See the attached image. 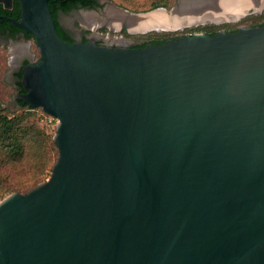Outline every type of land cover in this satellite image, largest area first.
Wrapping results in <instances>:
<instances>
[{
	"label": "water",
	"instance_id": "obj_1",
	"mask_svg": "<svg viewBox=\"0 0 264 264\" xmlns=\"http://www.w3.org/2000/svg\"><path fill=\"white\" fill-rule=\"evenodd\" d=\"M18 2L0 18L39 56L16 98L58 119V156L0 200V264H264V23L68 42L48 0Z\"/></svg>",
	"mask_w": 264,
	"mask_h": 264
},
{
	"label": "trees",
	"instance_id": "obj_2",
	"mask_svg": "<svg viewBox=\"0 0 264 264\" xmlns=\"http://www.w3.org/2000/svg\"><path fill=\"white\" fill-rule=\"evenodd\" d=\"M48 4L59 36L68 42H73L74 39L68 31L59 24L57 20L58 12H68L76 7L90 8L98 6L97 0H48ZM159 6L170 8L171 2H169V0H154L151 2L150 6L141 9V11H148L151 8H157ZM19 13L20 7L18 0H13L12 7L9 9L3 8L0 3V14L18 18ZM263 23L264 22L259 25ZM235 29L236 28H233L232 30ZM205 30L208 31L207 33L211 34L217 32L218 28L212 26ZM85 32L89 33L90 31L86 30ZM121 32L123 35L135 39H149L138 46H144L148 42L160 44L168 38H175L178 36L177 34L169 35L167 33H147L144 37L137 35L133 36L128 34L124 28ZM20 33L26 40H33V36L30 33L16 27L10 21L0 18L1 35L14 39ZM86 40L87 39L83 37L82 41L85 42ZM38 56L39 54L37 57ZM27 63L28 62L25 60L23 65L13 72L15 94L25 91L21 83V69ZM15 101L18 105L16 111H9L0 106V168L2 163L6 165L12 162L15 164L17 161L23 160L28 154H34L39 160L34 169L22 180L6 183L4 182V178H2L3 176L0 175V200L14 191L26 192L28 189L48 178L51 172V166L58 156V149L53 139L54 131L50 129L46 121H42L41 117L36 114V110L40 109V111H43L42 108H32L27 103L17 98H15ZM0 172L2 171L0 170Z\"/></svg>",
	"mask_w": 264,
	"mask_h": 264
},
{
	"label": "rangeland",
	"instance_id": "obj_3",
	"mask_svg": "<svg viewBox=\"0 0 264 264\" xmlns=\"http://www.w3.org/2000/svg\"><path fill=\"white\" fill-rule=\"evenodd\" d=\"M113 4H115L118 7H122L127 9L128 11L131 12H142L141 9L147 8L150 6L151 2L154 0H109ZM104 0V2H107V5H110V2ZM181 1L187 2V3H196L202 0H180ZM171 2L170 8H165L168 15L171 16V11H169L174 5L178 3V0H169ZM127 7H125V6ZM163 7L164 6H159ZM253 7L249 8V11L247 14L244 16H240L238 18H228V19H223V20H193L190 21L186 25H181L173 29H151L147 30L145 32L142 31H136V32H131L128 33L130 35H137L140 37H144L147 33L148 34H155V33H167V34H180L183 32H195V31H203L206 28L215 26L216 28H225V27H237L240 25H247L249 22H253L256 20L261 19L263 17L264 9L263 12H253L251 9ZM154 8H151L152 10ZM255 9V8H253ZM139 10V11H135ZM256 10V9H255ZM149 11V10H148ZM143 12H145L143 10ZM166 14V13H165ZM85 16H89L95 21L98 18L100 20V15L98 12L95 11H84ZM127 16H129L127 14ZM59 20L61 24L68 29L69 32H71L73 35H79L81 34L84 30H91L93 27L90 23L89 25L80 18L78 15V11L72 10L69 12H60L59 13ZM110 22V18H109ZM122 22H126V17L125 20ZM121 22V23H122ZM120 23V24H121ZM120 24H115V25H110V27L114 28L117 27ZM128 24V23H127ZM185 24V23H182ZM129 26V25H128ZM109 26L107 24H98L95 28H93L92 32L96 31L100 33V38L105 41V42H114V41H121L120 35L123 37H128L131 39H135L130 36H125L120 32L118 28L109 30ZM130 28V27H129ZM128 28V30H129ZM131 29V28H130ZM133 30V29H131ZM26 46L30 53L34 54L35 57L39 54L38 48L36 47L34 40L29 39H22V38H17V39H7L5 36L0 35V106L2 108H5L9 111H16L18 109V105L14 99V94H15V89H14V76H13V70L15 68V65L12 64V61L15 59H18L20 56V53L23 49V46ZM37 116L41 117L42 121H46L47 124L49 125L50 129L55 132V123L54 121L50 120L49 114L45 113L44 111H40V109L36 110ZM38 158L33 154V155H26L25 158L21 161H17L15 164L7 163L6 165L4 163L1 164L0 170V175H2L4 178V182L6 183H11V182H16L17 180H22L26 178L27 174L34 169L36 164L38 163Z\"/></svg>",
	"mask_w": 264,
	"mask_h": 264
},
{
	"label": "bare ground",
	"instance_id": "obj_4",
	"mask_svg": "<svg viewBox=\"0 0 264 264\" xmlns=\"http://www.w3.org/2000/svg\"><path fill=\"white\" fill-rule=\"evenodd\" d=\"M263 6L264 0H202L196 3L181 1L178 8L170 12L171 16L163 9H156L142 15H131L113 6H108L106 13L110 17L109 24H120L126 17L127 25H129L128 28L133 29L129 28V31L143 32L150 28L173 29L186 25L193 20L210 19L218 21L228 18H238L246 14L251 7L259 9ZM98 18L95 21V19L88 15L85 16L86 21L93 26L92 29L104 20V17L101 20H98ZM119 37L123 41L122 37Z\"/></svg>",
	"mask_w": 264,
	"mask_h": 264
},
{
	"label": "flooded vegetation",
	"instance_id": "obj_5",
	"mask_svg": "<svg viewBox=\"0 0 264 264\" xmlns=\"http://www.w3.org/2000/svg\"><path fill=\"white\" fill-rule=\"evenodd\" d=\"M97 2H98V6H95V7H90V8H86V7H76V8H72L71 10H69V11H72V10H76V11H78V15L80 16V18H82L83 20H85V22L87 23V21H86V19H85V15H84V11L86 12V11H95V12H98L99 13V15H100V20L104 17V20L102 21V22H100L101 24H107L109 27V30H113V29H116L118 26H119V30H120V32L122 31V29L124 28L125 29V31L127 32V33H130L129 32V30H128V25H127V23L126 22H122L120 25H118L117 27H114V28H112V27H110V25H109V16H107V7L108 6H110V5H107L108 3L107 2H104V0H97ZM263 9H264V6L263 7H261V8H259V9H256V10H254V9H251L253 12H263ZM68 11V12H69ZM59 13L60 12H58V15H57V20H58V22H59V24L66 30V31H68V29H66L62 24H61V22H60V20H59ZM247 14V13H246ZM263 14V17H261V19H259V20H256V21H251V22H249V24H247V25H259L260 23H262V22H264V13H262ZM244 16V15H243ZM107 17V18H106ZM99 23V24H100ZM88 25H89V23H87ZM98 25V24H97ZM96 25V26H97ZM241 26V25H240ZM239 26H237V27H225V28H219L218 29V31L219 30H228V31H231L233 28H238ZM90 32L89 33H86L85 32V30L81 33V34H79V35H73L71 32H69L68 31V33L71 35V37L74 39V40H82L83 39V37H85L87 40L91 37V35L93 34V30H92V28H91V30H89ZM204 32H208L207 30H203ZM95 32V31H94ZM186 33H191V32H183V33H180V34H186ZM180 34H178V35H180ZM1 35V34H0ZM1 36H5V35H1ZM6 37V36H5ZM7 38V37H6ZM17 38H22V39H25L24 37H23V35L20 33L18 36H16V38H14V39H17ZM126 38H128V37H126ZM7 39H11V38H7ZM12 40V39H11ZM147 40H149V39H131V38H129V40H126V41H124V42H122V43H116V42H114V44L115 45H126V46H132V47H134V46H138L139 44H141L142 42H144V41H147ZM97 42L98 43H106L105 41H103L100 37L99 38H97ZM38 57H35L34 56V54H32V53H30V51H29V49L24 45L23 46V49H22V51H21V53H20V56H19V58L18 59H15V60H13L12 61V64H14L15 65V68H14V70H13V72L14 71H16V70H18V68L20 67V66H22L23 65V63H24V61L26 60L28 63H31V62H33L34 60H36ZM16 95L17 94H15L14 95V99L16 98Z\"/></svg>",
	"mask_w": 264,
	"mask_h": 264
},
{
	"label": "built area",
	"instance_id": "obj_6",
	"mask_svg": "<svg viewBox=\"0 0 264 264\" xmlns=\"http://www.w3.org/2000/svg\"><path fill=\"white\" fill-rule=\"evenodd\" d=\"M50 120L54 121L55 125L58 123V119L52 115H49Z\"/></svg>",
	"mask_w": 264,
	"mask_h": 264
}]
</instances>
